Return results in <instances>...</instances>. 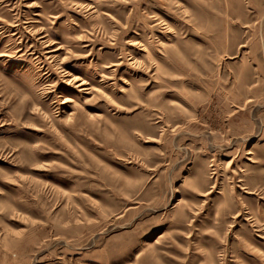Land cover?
I'll list each match as a JSON object with an SVG mask.
<instances>
[{
  "label": "rangeland",
  "instance_id": "1",
  "mask_svg": "<svg viewBox=\"0 0 264 264\" xmlns=\"http://www.w3.org/2000/svg\"><path fill=\"white\" fill-rule=\"evenodd\" d=\"M0 264H264V0H0Z\"/></svg>",
  "mask_w": 264,
  "mask_h": 264
}]
</instances>
